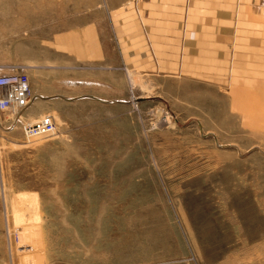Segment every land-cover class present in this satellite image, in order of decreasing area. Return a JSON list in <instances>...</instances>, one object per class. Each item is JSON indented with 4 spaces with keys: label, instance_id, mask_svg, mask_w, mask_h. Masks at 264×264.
<instances>
[{
    "label": "rangeland",
    "instance_id": "obj_1",
    "mask_svg": "<svg viewBox=\"0 0 264 264\" xmlns=\"http://www.w3.org/2000/svg\"><path fill=\"white\" fill-rule=\"evenodd\" d=\"M146 2L0 0L31 89L0 111V264H264V34L239 75L151 73Z\"/></svg>",
    "mask_w": 264,
    "mask_h": 264
},
{
    "label": "crops",
    "instance_id": "obj_2",
    "mask_svg": "<svg viewBox=\"0 0 264 264\" xmlns=\"http://www.w3.org/2000/svg\"><path fill=\"white\" fill-rule=\"evenodd\" d=\"M189 1L187 13L182 0L146 2L145 16L154 19L150 41L134 42L131 50L144 55L151 73L223 76L233 68L231 74H241L239 54L252 52L253 37L264 34V0Z\"/></svg>",
    "mask_w": 264,
    "mask_h": 264
},
{
    "label": "built area",
    "instance_id": "obj_3",
    "mask_svg": "<svg viewBox=\"0 0 264 264\" xmlns=\"http://www.w3.org/2000/svg\"><path fill=\"white\" fill-rule=\"evenodd\" d=\"M31 99V89L27 76L23 72L0 75V111L20 113ZM56 130L55 118L46 114L34 122H24L22 131L28 138L49 135ZM22 252L31 251V245H19Z\"/></svg>",
    "mask_w": 264,
    "mask_h": 264
}]
</instances>
